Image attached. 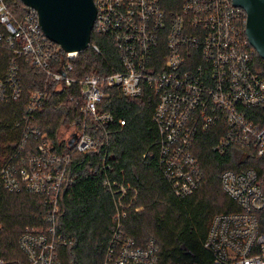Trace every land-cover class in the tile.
I'll use <instances>...</instances> for the list:
<instances>
[{"label":"built area","instance_id":"built-area-1","mask_svg":"<svg viewBox=\"0 0 264 264\" xmlns=\"http://www.w3.org/2000/svg\"><path fill=\"white\" fill-rule=\"evenodd\" d=\"M95 3L93 31L115 43L121 70L79 76L75 62L80 53H66L49 40L34 9L19 18L7 0H0V47L10 49L15 59L31 62L46 79L43 88L31 93L23 139L0 169V181L7 191L37 194L48 206L45 225L27 227L19 239L28 264H62L59 248L70 241L59 234L57 217L71 156L100 148L104 138L98 132L102 129L125 125L100 109L108 89L117 88L129 98L146 91L155 97L159 166L178 198L193 194L205 180L196 154L199 133L220 126L224 134L213 145L214 152L224 155L239 148L264 159V127L248 117L250 110L264 106V67L248 40L247 15L234 0ZM89 48L102 55L98 44L91 42ZM13 62L8 77L0 82V98L17 101L23 88L19 66ZM51 81L57 89L77 88L84 117L81 130L69 144L72 150L65 154L58 153L47 134L34 125L36 115L46 110ZM119 173V177L105 180L116 214L103 264H162L155 241L139 245L123 233L122 220L140 192L128 183L123 169ZM221 182L239 210L213 218L204 243L212 255L209 264H264V182L253 168L227 169Z\"/></svg>","mask_w":264,"mask_h":264},{"label":"trees","instance_id":"trees-1","mask_svg":"<svg viewBox=\"0 0 264 264\" xmlns=\"http://www.w3.org/2000/svg\"><path fill=\"white\" fill-rule=\"evenodd\" d=\"M7 1L19 18L29 10L20 0ZM91 42L99 45L102 55L91 48L80 53L75 62L77 75H106L121 70L113 41L93 31ZM256 56L264 67L257 52ZM16 58L10 49L0 47V82L8 77L15 61L23 88L17 101L0 98V169L23 139L31 93L43 88L46 80L31 62ZM48 94L46 110L36 115L34 125L47 134V140L58 153L65 154L72 150L69 144L84 123L77 88L57 89V84L51 81ZM107 94L100 109L125 121V125L117 123L109 125L108 131L102 129L103 132H98L104 138L100 148L74 152L71 156L57 217L59 234L70 241L59 248L62 264H103L116 214L105 180L119 177V169L125 171L128 183L140 192L133 209L122 220L124 235L139 245L155 241L162 264H209L212 255L204 243L213 218L239 210L223 190V172L253 168L264 182V159L257 158L251 150L239 148L224 155L214 152L213 145L224 134L220 126L199 133L196 154L204 168L205 180L193 194L178 198L159 166V134L153 122L157 102L151 91L138 98L125 97L117 88L108 89ZM72 96H76L74 101ZM248 117L264 127V106L250 110ZM64 126L69 131L65 137L61 136ZM47 209L44 197L27 191L11 193L0 181V264H28L19 239L27 227L45 225Z\"/></svg>","mask_w":264,"mask_h":264},{"label":"water","instance_id":"water-1","mask_svg":"<svg viewBox=\"0 0 264 264\" xmlns=\"http://www.w3.org/2000/svg\"><path fill=\"white\" fill-rule=\"evenodd\" d=\"M34 9L45 36L66 53L88 49L97 16L95 0H20ZM247 15L246 33L264 60V0H234Z\"/></svg>","mask_w":264,"mask_h":264},{"label":"rangeland","instance_id":"rangeland-1","mask_svg":"<svg viewBox=\"0 0 264 264\" xmlns=\"http://www.w3.org/2000/svg\"><path fill=\"white\" fill-rule=\"evenodd\" d=\"M68 133H69L68 127H65V126L62 127V129H61V136L65 137V136L68 135Z\"/></svg>","mask_w":264,"mask_h":264}]
</instances>
